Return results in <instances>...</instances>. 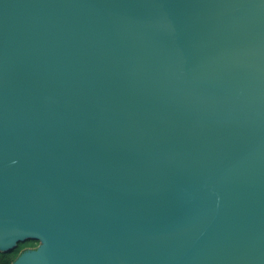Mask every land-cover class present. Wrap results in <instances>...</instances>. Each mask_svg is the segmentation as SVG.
<instances>
[{"label": "water", "instance_id": "95a60500", "mask_svg": "<svg viewBox=\"0 0 264 264\" xmlns=\"http://www.w3.org/2000/svg\"><path fill=\"white\" fill-rule=\"evenodd\" d=\"M11 264H264V0H0Z\"/></svg>", "mask_w": 264, "mask_h": 264}, {"label": "trees", "instance_id": "16d2710c", "mask_svg": "<svg viewBox=\"0 0 264 264\" xmlns=\"http://www.w3.org/2000/svg\"><path fill=\"white\" fill-rule=\"evenodd\" d=\"M37 244V240L27 239L17 243L16 247L8 252H0V264H11L20 252L27 248H35Z\"/></svg>", "mask_w": 264, "mask_h": 264}]
</instances>
